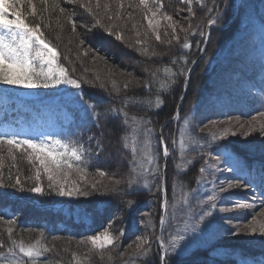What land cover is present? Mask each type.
<instances>
[{
	"label": "trees",
	"instance_id": "trees-1",
	"mask_svg": "<svg viewBox=\"0 0 264 264\" xmlns=\"http://www.w3.org/2000/svg\"><path fill=\"white\" fill-rule=\"evenodd\" d=\"M7 2L3 0V4ZM56 2L65 9L63 14L59 8L51 7L52 0H49L48 5L42 4L41 0H32L31 4L23 0L14 9H8L6 15L10 19L14 18L11 13L18 9L22 18L29 23L41 22L42 17V30L45 38L57 49L58 64L68 69L69 75L80 83L79 89L62 84L30 90L32 97L39 100L71 99L83 103L87 111L83 123L69 125L62 139L64 142L73 141L81 134L83 140H90L84 141V144L89 145L90 153L80 162V167L86 169V179H81V174L74 170L69 176L76 178L82 190L88 191L89 195H56L48 188L49 182L42 171L41 182L46 194L42 196L27 191L35 183V169L38 167L37 161L28 159L30 149L27 152L13 149L12 155L16 156L13 160L7 145L0 148V178L9 184L14 183L15 177L19 175L24 184L23 191L19 186H0V244L3 245L0 247V264H12V261L21 259L25 264H32V261L19 253L18 248L13 253H9L8 248L12 247V240L17 243L23 241L27 245L35 243L37 239L48 251H43L36 258V264H161V248L156 242L162 216V191L159 189L163 174L159 130L164 123L162 135L169 142L170 152L164 181L169 201L178 189H197L202 161L196 157L197 147L190 141L191 137L204 139L194 129L192 134L189 133L184 153L193 163L186 164L183 170L178 169V156L181 153L179 144H176V122L172 118L184 93L178 110V130L185 128V121L189 123L193 119L195 108L211 89V78L220 54L228 50L229 44L239 32L244 9L238 7L235 0H200L199 3L194 1L191 6L181 0H159L158 12L163 15L165 23L160 24L164 29L159 32L161 39L158 41L154 26L150 27L146 19L148 9L139 0ZM219 2V13L215 18L216 23L210 29V39L203 59L195 65L188 78L187 74L170 77L164 71L165 68L179 73L182 68L190 69L198 57L204 46L207 20L212 19L215 13V10L210 12L209 9H213V5L217 7ZM150 3L151 0H148V8ZM33 6L36 8L35 16ZM45 8L48 10L44 11ZM165 16H171L172 20L165 19ZM70 21L75 22V32L72 31ZM170 24H176L179 41L173 39ZM137 40L142 43L137 44ZM169 40L172 41L170 44ZM185 42L190 44V48L183 47ZM104 43L121 51L129 58L130 64L125 63L123 67L115 64L108 57L112 53L111 49H106L105 54L97 52ZM115 54L119 60V52ZM172 61L176 62L173 64ZM113 80L116 81L115 85ZM129 81V87L124 88V84ZM145 81L150 82L149 87L144 86ZM162 83L164 89H161ZM185 86L187 88L184 92ZM157 97L163 101L160 107H156ZM125 100L128 104L124 103ZM121 108L129 114L127 125L123 123ZM18 114L9 115L0 104V121L12 123L18 116L23 119L29 117L28 112L20 111ZM132 116L144 123L138 125L132 121ZM148 128L152 129V133L145 137L143 133ZM133 129L138 130L133 132ZM145 139L151 142L152 154L157 157L160 166L159 172L155 176L138 177L134 188H129L126 181L135 175L131 171V149L135 143L138 149L137 160L142 159ZM228 144L236 155L247 162L248 168H255L259 172L260 180L264 172L261 160L236 143ZM99 171L108 175L100 177ZM115 180H121L122 183L113 191ZM96 181L100 182L93 189L91 184ZM9 220L13 223L9 224ZM148 221L151 227L147 226ZM9 227L13 229L11 234L8 233ZM105 228L119 238L107 248H94L87 237ZM121 231L124 232L122 236ZM41 232L43 237L40 236ZM138 237H147L150 248L145 255H130ZM4 258L12 260L5 262ZM243 260L264 264V250L231 242L196 248L183 256L169 255L168 264H241Z\"/></svg>",
	"mask_w": 264,
	"mask_h": 264
},
{
	"label": "rangeland",
	"instance_id": "rangeland-1",
	"mask_svg": "<svg viewBox=\"0 0 264 264\" xmlns=\"http://www.w3.org/2000/svg\"><path fill=\"white\" fill-rule=\"evenodd\" d=\"M237 1L244 9L241 30L230 44V50L224 51L219 56L216 71L211 78L212 90L195 108L193 119L187 127L185 122L183 126L185 127L183 129L184 141L190 137L189 133L192 134L193 129L204 137L203 140H197L198 143L194 144L197 147L196 157L201 159V167L205 168V172L200 173V179L201 175L204 179L199 183L195 195L188 196V205L183 203L184 193L190 192L186 189H178L176 195L168 201L164 227L159 234L161 235L160 241L162 240L164 244L161 251L163 255L165 249L168 255L183 256L196 248L231 242L247 245L252 249L264 250V235L259 231L260 227L264 226V186L259 184L257 174L248 169L244 159L236 156L228 144L236 143L252 155L264 160V131H262L264 115H261L264 113V80L257 75L261 72L259 64L264 62V0ZM149 8L156 12V15L153 17L152 12L148 11L147 17L159 21L156 32L163 31L164 28L160 24H164L165 21H163V15L158 12L159 0H151ZM102 46L97 52L105 54L106 49H111L112 53L108 57L119 67L129 63V58L121 51H117L114 46L107 43ZM116 52H119V60ZM256 70L259 71L256 72ZM246 83L254 85V89L246 88ZM256 87L259 90H256ZM0 89L25 96H28L31 91L27 88L6 85H0ZM24 102L22 101L20 105H25ZM36 104L44 106L41 114L45 116V124L41 127H37L36 124H21L19 132L15 134L17 139H32L36 142L41 140L50 142L53 139H59V133L70 121L74 120V113L80 106L79 102L73 103L72 106L75 108L69 110L65 104L58 102ZM56 106H59V109L50 110V107L55 108ZM211 121L217 122L214 127ZM175 122L176 137L180 147L182 128L179 130L177 128L180 124L178 117ZM204 125H208L209 128L200 132L199 129ZM223 128L229 129V135L223 139L212 140L209 129L219 134ZM245 132L248 135H243ZM73 144L78 147L82 146L84 155L88 154V147L82 143L80 137ZM178 158L177 165L180 166L178 169H184L189 160L188 155L184 153L182 158L179 154ZM212 164H216V167H209ZM229 167L234 170L228 171ZM41 171L43 172L42 169ZM236 175L238 179H235ZM69 179L76 180L72 177ZM228 182L244 187H234L220 194L219 186H226ZM214 190L218 196L217 207L211 209L207 196ZM201 200L205 203H199ZM240 204H249L251 207L242 209L238 206ZM172 205H175V208ZM205 211H211L212 215L206 216L201 222L200 216ZM249 226L256 227L257 232L252 233ZM104 230L101 229L92 235ZM236 231L240 234H230ZM181 235L184 239L176 241L177 246L173 251L171 247L173 237ZM241 264H258V262L243 260Z\"/></svg>",
	"mask_w": 264,
	"mask_h": 264
},
{
	"label": "snow or ice",
	"instance_id": "snow-or-ice-1",
	"mask_svg": "<svg viewBox=\"0 0 264 264\" xmlns=\"http://www.w3.org/2000/svg\"><path fill=\"white\" fill-rule=\"evenodd\" d=\"M23 0H8L5 4H0V85L6 86H14L19 88H50L57 87L62 84L70 85L75 89L80 88V83L73 79L68 72V69L58 64V52L55 45H52L46 38L45 33L42 30V22L43 18L41 17V22H26V19L22 18L21 12L17 9L12 11L11 15L14 18H8L6 15L8 9H14L15 5L18 3H22ZM32 0H28V3L31 4ZM42 4L48 5L49 0H41ZM186 4L189 6L192 5L193 0H184ZM139 3L148 9L149 12H152V16L155 17L156 12L152 11L151 8H148V0H139ZM51 7L53 9L59 8L61 14L65 12V9L60 7V5L56 2V0H52ZM48 8H45L44 11H47ZM91 11V8L88 9ZM191 11V7L188 9ZM217 10L215 5H213V9H209V11ZM36 8L33 6V15L35 16ZM165 19L171 21V16H165ZM148 20V24L150 27H153V31L156 32V28L159 26V21H154L152 18L146 16ZM72 23V31H76V25L74 21H70ZM209 25L215 24L216 20L209 18L207 20ZM169 27L173 32V39L179 41L180 37L176 35L177 27L176 24H170ZM110 31V29H106ZM182 31H187L186 29L181 28ZM203 35V33H201ZM139 35V33H137ZM167 35V33H165ZM159 32H156V40H160ZM172 41L169 40L170 44ZM81 44L84 42L81 40ZM137 44L142 43L140 40L136 41ZM184 48H190V44L185 42L183 44ZM87 54V53H85ZM155 55V53H153ZM176 61H172L174 64ZM187 63V62H186ZM164 71L169 74L170 77H175L177 74L184 76L190 69L182 68L179 73L172 72L170 68H165ZM153 76L156 75L155 72L152 73ZM113 85L116 84V81H112ZM131 81L124 84V88H128ZM172 83H175L172 80ZM145 87L150 86V82L145 81ZM161 89H164L163 83L161 84ZM125 104H128V101H124ZM150 103V101H149ZM163 104V101L157 97L156 107H160ZM110 111H114L110 109ZM120 112L123 113L125 125L128 124V112L124 111L123 108L120 109ZM261 115H264L262 113ZM132 121L139 124L144 123L143 120H137V117L132 116ZM216 121H211L213 127L216 125ZM223 123V122H221ZM188 122L185 121V126L187 127ZM243 127V125H240ZM206 128H209L208 125H204L199 129L200 132H204ZM138 129H133V132H136ZM211 138L212 140L223 139L229 135V129L223 128L219 134L217 132L212 131ZM264 131V129H262ZM152 133V129L148 128L144 131L143 135L145 137H149ZM235 135V133H232ZM243 135H248L247 132L243 133ZM184 130H181V139H180V153L181 157L184 156L185 150V141ZM191 142L193 144L198 143L195 137H191ZM162 155L167 157L170 155L169 152V142L165 140L164 136L161 134L158 141ZM4 145L8 146L9 155L12 156V159L15 160L16 156L12 155L13 149H23L27 152L28 149H31V152H28V159L30 161H38L39 166L35 169L34 180L35 183L27 188V191L32 193H38L40 195H45L44 187L41 182V169L43 173L46 175L48 180V188L55 192L56 195L61 197H73V196H87L89 192L86 190H82L80 184L76 180H70L69 176L74 170L77 173L81 174V179H86L84 173L86 169L80 167V162L84 159V149L82 146H76L75 144L65 143L59 139H53L50 142L47 140H41L40 142H36L32 139H17L15 135L13 136H0V148ZM127 147V144H125ZM133 160V167L131 171L135 173L131 178H129L126 183L129 188H134V186L138 183V177H144L146 175L155 176L156 173L159 172V164L157 163V157L152 154V145L148 139L144 141V150H143V158L137 160L138 149L135 146V143L131 149ZM193 163L192 160H188L187 164L191 165ZM207 163V161H205ZM35 166V165H34ZM180 167L179 165L177 166ZM209 167L215 168L216 164L209 165ZM183 170V169H181ZM231 167L228 168V171H233ZM199 172L203 174L205 172V168L201 167ZM108 174L104 171H99L100 177H105ZM11 180L12 178L9 177ZM204 177L201 175V179L197 180V183H200ZM100 181H96L92 183L91 186L93 189L96 188L97 183ZM122 183L121 180H115L113 182L112 190H116V186ZM0 186L5 188L7 187H20V190H24V184L22 183L19 175L15 177L14 183L5 184L3 179L0 178ZM234 187H243V185L234 184L232 182H228L227 185L219 186V193L223 194L233 189ZM161 191H166V187L164 185H160ZM197 189H190V192L184 193L183 203L185 205L189 204L188 196L195 195ZM218 199L217 192L214 190L210 195L207 196V202H210L211 209H215L217 207L216 201ZM132 204V201L128 202ZM199 203L203 204L205 201L201 200ZM168 201L164 200L162 203V207L167 210ZM242 209H247L251 207L249 204H240L238 205ZM175 208V205H172ZM147 215V214H146ZM211 211H205L203 215L200 216V221L202 222L206 216H211ZM9 224L13 223V221L9 220ZM160 223L163 225L165 223L164 217H160ZM147 226L151 227V222H147ZM252 233L257 232L256 227L249 226ZM13 229L11 227L8 228V233L11 234ZM247 231V229L245 230ZM260 233L264 235V226H261L259 229ZM124 234L123 231L120 232L122 236ZM230 234L239 235V231L230 232ZM40 236L43 237V233H40ZM119 237H116L110 232L107 228L103 232H98L95 235H90L87 237V240L91 243L94 248L104 249L110 245H114V242ZM138 243L135 244V248L133 249L130 255L139 256L147 254L150 248V241L147 237L137 238ZM159 239V238H158ZM184 237L178 236L173 237L172 249L173 251L176 248V241L183 240ZM161 248L164 247L163 241H160ZM147 246V247H146ZM0 247H3L0 244ZM18 248L19 253L22 254L23 257H27L32 264H36V258H39L42 255L43 251H48L44 245L41 244V241L37 239L35 243L25 244L23 241L17 243V241L12 240V247L8 248L9 253H13L14 249ZM129 248H132V245H129ZM169 255L167 249L164 251V255L160 257L161 264H168ZM12 264H25L24 260H14Z\"/></svg>",
	"mask_w": 264,
	"mask_h": 264
},
{
	"label": "bare ground",
	"instance_id": "bare-ground-1",
	"mask_svg": "<svg viewBox=\"0 0 264 264\" xmlns=\"http://www.w3.org/2000/svg\"><path fill=\"white\" fill-rule=\"evenodd\" d=\"M263 53H264V51H263ZM259 70L261 71L260 72V75L257 73V75L259 76V78L261 79V80H264V62H261L260 64H259ZM259 70H256V72H258ZM246 88H249V89H254V85H252V84H250V85H248L247 83H246ZM256 90H259L257 87H256ZM254 156V155H253ZM259 158V157H258ZM260 160H261V162L263 163V166H264V160L263 159H261V158H259ZM245 161V160H244ZM245 163L247 164V162L245 161ZM247 167H248V164H247ZM263 174H264V172H263ZM235 179H238V176L236 175L235 176ZM244 187V186H243ZM164 227V224L163 225H161V223H160V221H159V225H158V229L159 228H163ZM209 247H211V246H209Z\"/></svg>",
	"mask_w": 264,
	"mask_h": 264
},
{
	"label": "water",
	"instance_id": "water-1",
	"mask_svg": "<svg viewBox=\"0 0 264 264\" xmlns=\"http://www.w3.org/2000/svg\"><path fill=\"white\" fill-rule=\"evenodd\" d=\"M208 40H209V24H207V28H206L205 47H206L207 44H208ZM202 54H203V52L200 53L199 57L195 60L194 64H196V63L201 59ZM183 97H184V96H183ZM183 97H182V99H181L179 105L181 104V102H182V100H183ZM166 161H167V157H164V156H163V162H162V169H163V172L165 171ZM164 200H165V194H164V191H163V202H164ZM161 210H162V212L165 211V209H164L163 207H162Z\"/></svg>",
	"mask_w": 264,
	"mask_h": 264
}]
</instances>
